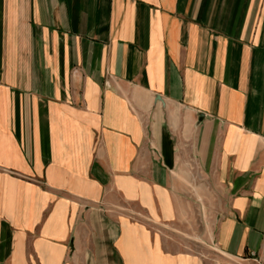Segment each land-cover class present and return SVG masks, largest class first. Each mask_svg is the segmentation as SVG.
Returning a JSON list of instances; mask_svg holds the SVG:
<instances>
[{
  "label": "crops",
  "instance_id": "obj_1",
  "mask_svg": "<svg viewBox=\"0 0 264 264\" xmlns=\"http://www.w3.org/2000/svg\"><path fill=\"white\" fill-rule=\"evenodd\" d=\"M0 264H264V0H0Z\"/></svg>",
  "mask_w": 264,
  "mask_h": 264
},
{
  "label": "rangeland",
  "instance_id": "obj_2",
  "mask_svg": "<svg viewBox=\"0 0 264 264\" xmlns=\"http://www.w3.org/2000/svg\"><path fill=\"white\" fill-rule=\"evenodd\" d=\"M195 168H192V177L193 182L196 180ZM191 199L193 204L190 212V216L186 221V226L179 229V231L171 232V235H174L177 239L184 241L185 246L190 249L194 254L205 255L206 243L210 242L212 237V230L214 224L212 222L213 216H217L219 213V207L215 206L218 203L221 196L220 192L211 191L208 192V201L207 204L201 207L199 204L200 194L198 191H187L186 192ZM203 195H207L204 193ZM217 199V200H216ZM183 243V242H182ZM210 244V243H209ZM210 250V249H209ZM212 250V249H211Z\"/></svg>",
  "mask_w": 264,
  "mask_h": 264
}]
</instances>
